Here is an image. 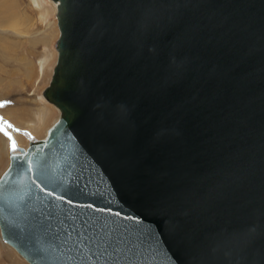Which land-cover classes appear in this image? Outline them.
Instances as JSON below:
<instances>
[{
	"label": "water",
	"instance_id": "water-1",
	"mask_svg": "<svg viewBox=\"0 0 264 264\" xmlns=\"http://www.w3.org/2000/svg\"><path fill=\"white\" fill-rule=\"evenodd\" d=\"M54 1L61 117L12 151L3 241L30 264H264V0Z\"/></svg>",
	"mask_w": 264,
	"mask_h": 264
},
{
	"label": "rangeland",
	"instance_id": "rangeland-1",
	"mask_svg": "<svg viewBox=\"0 0 264 264\" xmlns=\"http://www.w3.org/2000/svg\"><path fill=\"white\" fill-rule=\"evenodd\" d=\"M54 14L48 0H0V104H3L0 117L13 125L8 131L17 145L25 146L29 139L42 136L40 131L28 132L38 125L40 109H50L56 114L50 104L47 106L40 100L58 57ZM18 134L23 138L18 139ZM0 139L6 144L8 161L11 141L2 132ZM8 165L1 169L0 177ZM0 244L6 249L0 245V264H15V261L28 264L1 240Z\"/></svg>",
	"mask_w": 264,
	"mask_h": 264
},
{
	"label": "bare ground",
	"instance_id": "bare-ground-1",
	"mask_svg": "<svg viewBox=\"0 0 264 264\" xmlns=\"http://www.w3.org/2000/svg\"><path fill=\"white\" fill-rule=\"evenodd\" d=\"M43 1V0H42ZM48 2L52 5V7H53V9H54V12H55V14H54V16H55V18H56V20H57V22L55 23V24H53V26H54V30H55V35H56V37L58 38H60V35H61V30H60V28H59V24H58V19H57V11H58V2H56V1H54V0H48ZM60 34V35H59ZM54 35V34H53ZM58 35V36H57ZM56 38V39H57ZM58 38V39H59ZM55 39V40H56ZM58 41V40H57ZM56 44H57V42H56ZM56 44H55V50H56V54H58L59 55V53H58V51H57V49H56ZM57 62H58V57H56V60H55V62H54V64H53V66H52V68H51V71H50V76H49V79H48V83H49V85L45 88V90L50 86V84H51V81H52V78H53V75H54V70H55V68H56V65H57ZM51 73H53V75L51 74ZM51 76H52V78H51ZM51 79V80H50ZM50 80V81H49ZM41 98L42 99H40L42 102H44L45 104H47V106H48V104H50L49 106H51L52 108H54L55 109V112H56V114H54L53 113V111L52 110H50V109H40L39 110V117H38V120H37V122H38V125L36 126V127H34V128H29L30 130H28V132H30V133H36V132H42V136L41 137H37L38 139H36V140H41V141H43V140H46V138H47V135H48V132H49V130L53 127V125L55 124V123H57L58 121H59V119H60V117H61V111H60V109L55 105V104H53V103H51L45 96H44V92L42 93V95H41ZM40 107H41V105H40ZM54 118V120L52 121V119ZM52 121V122H51ZM47 123L49 124V126H47L46 127V125H47ZM46 128V129H45ZM17 137H18V139H22L23 138V136L22 135H20V134H18L17 135ZM33 140V138L32 139H29L28 140V142H27V144L24 146V145H17V147L18 148H24L25 150H27L29 147H30V144H31V141ZM34 140H35V138H34ZM25 142V143H26ZM8 144V143H7ZM9 151V160L7 161L6 160V144H5V142L2 140V139H0V171H1V169L2 168H4V167H6L8 164V168L6 169V171L10 168V166H11V164H12V150H11V148L8 150ZM8 162V163H7ZM5 171V172H6ZM5 172H3V174H2V176L4 175V173ZM1 176V177H2ZM0 240L4 243V244H6L4 241H3V238H2V235H1V231H0ZM1 245V244H0ZM8 245V244H7ZM9 247H11L10 245H8ZM1 248H4L5 249V247L3 246V245H1ZM12 248V247H11ZM4 249H2V250H4ZM12 249H14V248H12ZM6 250V249H5ZM15 250V249H14ZM16 251V250H15ZM8 252V251H7ZM17 252V251H16ZM17 254L21 257V258H23L18 252H17ZM8 255L10 256L11 254L8 252ZM12 256V255H11ZM28 264H30L25 258H23ZM7 261H9V260H7ZM10 262V261H9ZM10 264H14V263H12V262H10ZM15 264H19L18 262H16L15 261Z\"/></svg>",
	"mask_w": 264,
	"mask_h": 264
},
{
	"label": "snow or ice",
	"instance_id": "snow-or-ice-1",
	"mask_svg": "<svg viewBox=\"0 0 264 264\" xmlns=\"http://www.w3.org/2000/svg\"><path fill=\"white\" fill-rule=\"evenodd\" d=\"M2 106H3V104H0V107H2ZM12 127H13V125H11L9 122H7L2 117H0V132H2L5 136L8 137V139L11 141V150L13 152H15L16 148H17V144H16L15 140L12 138L11 134L9 133V131H8V129H10ZM17 131H20V130L17 129ZM32 168H33V162L29 161L28 165H27L28 171L31 172ZM7 175H8V173L5 172L4 176H7ZM2 179H3V177H0V180H2ZM37 187H39V185H37ZM49 194H52V193H49ZM60 198L62 199L63 197H60Z\"/></svg>",
	"mask_w": 264,
	"mask_h": 264
}]
</instances>
